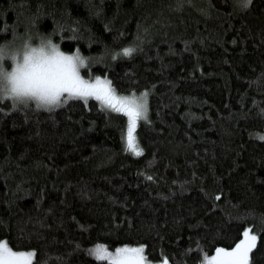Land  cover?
I'll list each match as a JSON object with an SVG mask.
<instances>
[{
    "label": "trees",
    "instance_id": "1",
    "mask_svg": "<svg viewBox=\"0 0 264 264\" xmlns=\"http://www.w3.org/2000/svg\"><path fill=\"white\" fill-rule=\"evenodd\" d=\"M18 35L147 94V119L136 155L127 117L95 99L0 101V243L32 264H111L99 244L207 264L248 227L249 264H264V0H0V41Z\"/></svg>",
    "mask_w": 264,
    "mask_h": 264
},
{
    "label": "snow or ice",
    "instance_id": "2",
    "mask_svg": "<svg viewBox=\"0 0 264 264\" xmlns=\"http://www.w3.org/2000/svg\"><path fill=\"white\" fill-rule=\"evenodd\" d=\"M244 7H247L251 0H240ZM58 49V46H57ZM132 49H124L122 55L129 56ZM57 60L62 69L59 78L55 81L50 90V103L62 107L68 100H83L85 104L89 99L100 102L101 108L105 111L117 112L127 117V148L140 155L137 151L135 141V129L140 120L147 119L146 95L135 94L129 96L117 95L111 82L95 78L84 79L81 76L80 68L85 64L81 56L64 55L57 50ZM244 239L231 251L217 249L214 256L207 258V264H249V254L256 246L257 236L250 234L248 230L243 233ZM143 248L124 247L116 250V258L112 264H143ZM96 259L103 260L112 254L106 248L97 247L94 249ZM132 254L129 258L121 254ZM35 253L14 252L7 243H0V264H32Z\"/></svg>",
    "mask_w": 264,
    "mask_h": 264
},
{
    "label": "clouds",
    "instance_id": "3",
    "mask_svg": "<svg viewBox=\"0 0 264 264\" xmlns=\"http://www.w3.org/2000/svg\"><path fill=\"white\" fill-rule=\"evenodd\" d=\"M57 46L54 39L29 35L0 41V101L16 108H58L50 103V90L62 71L56 53L71 54Z\"/></svg>",
    "mask_w": 264,
    "mask_h": 264
},
{
    "label": "rangeland",
    "instance_id": "4",
    "mask_svg": "<svg viewBox=\"0 0 264 264\" xmlns=\"http://www.w3.org/2000/svg\"><path fill=\"white\" fill-rule=\"evenodd\" d=\"M67 54H71V55H73V56L78 55V54H76V53H67ZM79 56H80V55H79ZM81 58L84 59L82 56H81ZM84 61H85V60H84ZM85 63H86V61H85ZM81 76H82V75H81ZM82 78L87 79V78H85V77H83V76H82ZM92 78H93V79H92V82L95 81V78H100L101 80H107L106 78H103V77H92ZM107 81H108V80H107ZM111 87H112V86H111ZM116 94H117V95H122V94H118L117 92H116ZM122 96H129V95H122ZM139 96H140V95H139ZM126 142H127V131H126ZM246 230H248V231L250 232V234L254 235V233H253L248 227L245 228V229L243 230V233H244ZM243 239H244V237L242 236L241 240L238 241V242H241ZM238 242H237V243H238ZM97 247L106 248L104 245L99 244V245L94 246V249H96ZM124 247H129V248H141L142 246H120V247H117V248L112 249V250L106 248L107 251H108L109 253H111L112 255L106 257L104 260H107V261H109V262L112 264L113 260L116 258V256H115V254H116V250H117V249L124 248ZM235 247H236V246H235ZM94 249H93V254H92V255L95 257ZM12 251H14V250H12ZM14 252H24V253H28V252H30V251H14ZM125 255H127L129 258L132 257V254H130V253H129V254H123V253L121 254L122 257H124ZM143 257L145 258L143 264H162V263H165L164 260H161V261H158V262H150V261H148V260L146 259L145 255H144V251H143ZM165 264H166V263H165Z\"/></svg>",
    "mask_w": 264,
    "mask_h": 264
},
{
    "label": "bare ground",
    "instance_id": "5",
    "mask_svg": "<svg viewBox=\"0 0 264 264\" xmlns=\"http://www.w3.org/2000/svg\"><path fill=\"white\" fill-rule=\"evenodd\" d=\"M146 255V254H145ZM147 257V256H146ZM145 260V259H144Z\"/></svg>",
    "mask_w": 264,
    "mask_h": 264
}]
</instances>
